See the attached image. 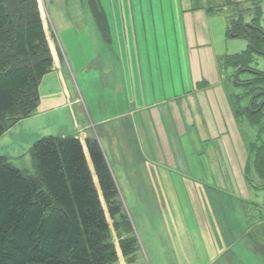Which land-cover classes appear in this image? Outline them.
I'll use <instances>...</instances> for the list:
<instances>
[{"label": "crops", "instance_id": "obj_1", "mask_svg": "<svg viewBox=\"0 0 264 264\" xmlns=\"http://www.w3.org/2000/svg\"><path fill=\"white\" fill-rule=\"evenodd\" d=\"M100 1L99 5L91 6L94 17L90 8L87 9L91 35L88 44L85 43L89 48L83 45L88 53L84 57L92 62L86 64L88 70L102 73L103 63L107 61L110 70L102 75V81L106 80L105 88L115 90L109 95L105 109L112 102L121 108L112 110L114 113L104 119L85 104L82 108L91 125L90 129L87 123L81 127L78 119L83 118L75 109L79 97L72 95L62 59L51 43L54 55L51 72L61 77L65 94L74 105L71 108L74 128L63 136L75 135L84 143L90 138L88 130L96 129L99 134L98 126L105 120L114 121L118 134L112 144L106 145L100 134L99 139L107 156H124L137 166L134 180L127 185L143 190V197L155 201L157 210L164 213L165 190L170 191L173 199L177 190H181L186 212L179 218V228L185 230L184 235L192 236L194 232L201 239V248L193 244L188 247L187 240L179 233L183 253L187 255L182 256L180 264H243L241 255L244 264H264L263 243L257 244L258 250L253 239L260 235L257 225L262 216L252 233L253 225L249 221L253 218L245 208L251 199L249 174L253 171L255 143L244 137L238 122L246 119L239 101L245 90L241 87L240 93L228 89L227 73L219 63V36L208 21L218 11L202 2L169 0L164 3L166 10L162 8L167 20L151 22L146 14L157 9L152 0H148V8L142 11H134L133 0L128 6L121 4L122 0ZM58 2L61 0L55 4ZM61 13L65 12L58 10ZM127 14L132 17H126ZM64 21L62 18L60 27ZM76 27H72L75 33L86 26L79 23ZM231 28L227 24L228 34ZM66 38H70L69 33ZM61 48L70 61L69 50ZM22 120L25 118L19 122ZM14 125L4 132L0 141L13 133ZM34 138V141L29 139L27 148L19 147L18 151L30 150L42 137ZM256 175L260 178L258 172ZM158 232L163 234L165 230ZM242 241H246L245 247L240 246ZM139 250L138 241L133 259L122 253L120 264H133ZM162 252V249L156 252L155 262L148 255V261L164 264Z\"/></svg>", "mask_w": 264, "mask_h": 264}, {"label": "trees", "instance_id": "obj_2", "mask_svg": "<svg viewBox=\"0 0 264 264\" xmlns=\"http://www.w3.org/2000/svg\"><path fill=\"white\" fill-rule=\"evenodd\" d=\"M93 3L99 5L98 0ZM249 30L251 49L264 51L262 30L257 26ZM251 60L241 55L238 71L248 70ZM52 65L37 0H0V137L37 109L40 82ZM257 75L244 85L259 89L264 73ZM249 107L253 113L262 109L255 101ZM86 143L98 183L85 145L75 135L38 139L30 149L35 174L0 156V264H117L101 193L121 248L133 258L138 241L125 236L129 224L103 149L98 140ZM257 157L261 172L264 154Z\"/></svg>", "mask_w": 264, "mask_h": 264}, {"label": "rangeland", "instance_id": "obj_3", "mask_svg": "<svg viewBox=\"0 0 264 264\" xmlns=\"http://www.w3.org/2000/svg\"><path fill=\"white\" fill-rule=\"evenodd\" d=\"M57 1L58 0H37L42 19L43 31L45 32V37L49 43L52 56L54 55L51 48V43H53L52 46L56 53H58L60 59L63 60H61V63L66 69V78L68 79L72 95H74L77 99L79 97V100L77 102L75 101V109L81 114L83 118L82 120L78 119L79 124L82 127V124L87 123L88 129H90V120L84 113L83 109L85 104L88 105V107H90L92 110L94 108L95 115H98L100 118L104 119L114 113L112 110H120L121 105H116L114 102H112L109 106V109H105L109 104V95L113 94L115 90L114 88H105L104 83H106V80L104 79L102 81V75L108 73V70H110L106 67L107 61L106 63H103V73L100 70L92 71L87 69V65L89 66L92 63L84 57L85 55H88V53H85L87 51L86 48H89V46L85 43L88 44V38L91 35V21L89 22L91 19L89 18L90 14L87 12V9L90 8L92 11L91 6L94 4L93 0H61V2L56 3L58 4L56 5L55 2ZM133 1L134 11H142V9L146 10L149 6L148 0H141V3L139 0ZM152 1L157 9L151 14H149V12L146 14L147 20L151 22L154 20L159 22H164V20H167L166 12L164 11L166 10V5L164 3L169 2V0ZM193 1L202 2L205 6L208 5L209 9L214 7L215 10L218 11L213 12V15L208 18V21L213 27L214 33L219 36L217 46L220 59L219 63L222 65V69L227 73L226 78L228 89L233 91L239 90L240 93H242L241 91L243 89L245 90L242 93V97L240 96L239 101L244 107L243 113V109H241V114L246 119H241L238 122L244 137L249 139L250 142L254 141L255 143L253 147L254 154L251 165V169L253 171H250L249 174L251 182L250 184L252 185L250 189L251 199L248 200L247 204H245V208L247 211H250V215L253 218V220L249 221L251 226L253 225L252 233L253 231L255 233V224L257 221H259L258 219L260 218V215L262 216L261 221H259L257 225H260L257 227L259 228L258 230L260 231V235H255L253 239L255 240L254 246L257 247L258 250H260V248L257 244L260 242L263 243L262 250L264 251V159L260 158L259 166L261 172L258 170L257 161V154H259L260 157L261 153L262 155L264 154V150H262L260 153V148L264 145V107L257 113H253V109L249 107L251 106V101L254 99L258 108H260L259 106L262 102L261 98L263 94L261 95L260 93H257V96H255V94L256 92H259V90L264 89V83L261 85L259 90H256L253 85H249L251 87L247 88V86L243 84L244 80L259 76L256 73H252L248 70L239 71V77H235V74L238 71V68L236 67V61L241 55L252 59L251 66L255 69H258L259 71L264 72V51L260 53L257 52L259 51L257 49L252 50L253 39L249 35L250 26H258L264 33V0ZM121 4L128 6L127 4H131V0H122ZM162 8L164 10H162ZM58 10H63L65 13L58 14ZM92 15L94 17L93 11ZM134 15L137 19V14L134 13ZM139 16V20H141L142 13H140ZM240 16H242L241 21L239 19ZM126 17L132 16L127 14ZM62 18H64L65 21L62 27H60L59 24L61 23ZM69 19L70 21H67ZM246 21H248L247 24L244 23ZM249 21L252 23L250 24ZM77 22L82 24L84 23L86 27L81 32L76 31L77 33H75L73 28L79 24ZM227 24L232 26L233 29L240 34L237 36H234L233 32H229L230 34H228L226 29ZM68 33L70 34V38H66L68 37ZM260 34V36L264 37V34ZM67 39L70 40V43L66 42ZM61 46L64 48L66 47V49L69 50L68 57L70 61L66 60ZM113 48H116L115 43ZM246 51L247 53H245ZM73 60L75 62H73ZM78 60L79 62H77ZM52 69H54V57ZM241 87L243 89H241ZM39 93L40 96L38 98V105L34 113L25 118L24 121H18L12 128L13 133L9 134V136L6 135V137L0 141V156H7V160L13 165L19 168L28 169L32 174H35V169L33 166L34 162L32 160L31 150L28 149L19 152L18 148L23 146L27 148L29 139H33L32 141H34V139H36L34 137L40 138L48 135L63 136V133L69 131L73 127L74 123L71 111V108H73L74 105L72 106L70 104V100L67 94H65L61 77H57V75L51 71L46 73L40 82ZM236 100L238 102V99ZM247 108H250L252 112H249V109ZM92 124L93 126L96 125L93 122ZM97 129L100 136L103 138L104 143H106L108 146L112 144V140L118 134L117 126L115 125L114 121L111 120L107 121V123L105 120V123L102 126H98ZM88 131H90V138H87L98 140L103 149L102 143L99 139V134L96 132V129H93L92 132L91 130ZM127 133L129 135V131H127ZM87 140L83 143L85 145V152L89 159V164L93 171L95 181L98 183L97 174L89 158L86 143ZM8 141L11 142L9 143ZM104 155L113 178L115 179L117 190L116 197L118 201L121 202L126 214L127 222L129 224L128 229H130V231H127L125 236H134L140 243V250L137 253L136 261L133 264H153L151 261H148V255L152 258L153 262H155L156 252L161 249L163 251L161 259L164 264L182 263L183 257H186L187 255H185V251L183 253V244L180 241V234L183 236L184 240H187L188 247L190 244H193L198 248H201V239H199L194 232L192 236H190L189 233L184 235L183 232L185 230L181 227L179 228L181 225L179 218L181 217V214L186 212V205L183 200L181 190H177L175 199L172 198L170 191L168 192L165 190L166 196L165 200L162 201V204L167 205L166 212H159L157 210L155 201L150 198L145 199V197H143L141 194L143 190H139L132 187L131 185H127V183L129 184L128 181L134 180L136 175L134 172L137 166L131 164L132 162H130V160L123 158L124 156L117 157L116 155L112 154H108L107 156L105 152ZM122 159L124 162L121 161ZM125 171H127V174H125ZM256 172H258L260 178L256 175ZM101 197L110 224L113 242L115 243L117 250V264H120V254V257L124 255L128 258V256L125 255L121 248L114 219L110 216L108 206L102 193ZM164 220L166 221L164 222ZM158 230H165V233L161 234L158 232ZM240 246L245 247L246 241H242ZM179 252L181 255H179ZM240 257L242 259V263L244 264L243 256L241 255Z\"/></svg>", "mask_w": 264, "mask_h": 264}, {"label": "flooded vegetation", "instance_id": "obj_4", "mask_svg": "<svg viewBox=\"0 0 264 264\" xmlns=\"http://www.w3.org/2000/svg\"><path fill=\"white\" fill-rule=\"evenodd\" d=\"M257 52H259V51H257ZM262 52H263V50H261L260 53H262ZM263 53H264V52H263ZM248 71H250V72H252V73H256V74H257L258 72H259V73L261 72V71H259L258 69H255V68H252V67H249V68H248ZM260 91H261L260 94H261V95L263 94V95H262V98H261V99H262V102L260 103V106H262V108H263V107H264V89H261ZM255 100H256V99H255ZM252 103H253V101H252Z\"/></svg>", "mask_w": 264, "mask_h": 264}, {"label": "water", "instance_id": "obj_5", "mask_svg": "<svg viewBox=\"0 0 264 264\" xmlns=\"http://www.w3.org/2000/svg\"><path fill=\"white\" fill-rule=\"evenodd\" d=\"M249 23L251 24V22H249ZM255 95H257V93Z\"/></svg>", "mask_w": 264, "mask_h": 264}]
</instances>
